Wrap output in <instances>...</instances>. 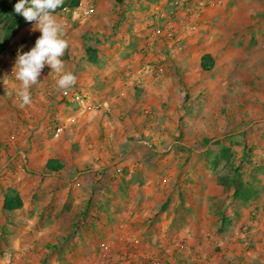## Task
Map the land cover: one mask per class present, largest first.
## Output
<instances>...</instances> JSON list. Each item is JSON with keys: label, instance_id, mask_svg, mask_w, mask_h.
Here are the masks:
<instances>
[{"label": "rangeland", "instance_id": "1", "mask_svg": "<svg viewBox=\"0 0 264 264\" xmlns=\"http://www.w3.org/2000/svg\"><path fill=\"white\" fill-rule=\"evenodd\" d=\"M231 1L173 0L176 31L172 22L152 30L149 18L128 29L114 0H103L107 18L95 3L86 17L55 14L77 32L63 35L64 61L88 58L90 46L118 60V75L132 72L133 57L145 67L134 75L149 76L124 78L107 102L99 96L83 131L84 99L68 103L71 131L47 130V146L32 130L25 145V133L7 141L0 131V264H264V0ZM31 27L20 26L11 56L35 44ZM149 37L157 48L140 49ZM3 54L0 77L15 81ZM237 178L256 189L246 203L227 185ZM10 188L23 199L14 211L3 208Z\"/></svg>", "mask_w": 264, "mask_h": 264}, {"label": "crops", "instance_id": "2", "mask_svg": "<svg viewBox=\"0 0 264 264\" xmlns=\"http://www.w3.org/2000/svg\"><path fill=\"white\" fill-rule=\"evenodd\" d=\"M150 1L152 0H124V2L122 3V9H124V11H128L126 13L128 21L123 22L122 25H125L128 29H131V27L134 26V29L136 30L138 29L139 24H141L145 19L149 18L147 25L149 27L151 26L150 28H152V30L154 29V26L156 24L158 25L160 23L161 26H163L166 25L169 21L173 23L171 25L173 31H176L177 28H180L183 23V19L181 18L182 12L179 13L177 11L175 20H173V18L169 16V12L171 11V7L173 5V0H160V7H158L157 9H154L155 4L150 5ZM246 1L248 2L249 0H232L231 4H233L235 9L237 8L236 6H238L239 3H243ZM81 3L83 8L84 5H87L88 7L90 6V3L91 5L95 3L98 9L96 12L97 15L99 17L107 16V13L103 11V0H81ZM262 9H264V7ZM164 13L166 14V18L162 20L159 14ZM235 14L236 13L234 12V18L236 17ZM76 19L77 21H79V23L84 22L80 19L79 16ZM262 32H264V30H262ZM35 34L39 37L41 33L39 31H35ZM73 34L76 37V30H72V32L71 30H69L68 32L67 30H63V35L66 36L65 39L67 40L70 39ZM154 39H152V37H149L148 39H142L141 44H139V48H157V46L154 45ZM31 44L33 43L29 42L26 47H23V51H28L31 48ZM109 46L110 45L107 42H104L102 48L103 50H106L107 47L109 48ZM19 48H21V45H19ZM10 51L8 49V51L3 54L5 58L4 60L9 62L10 64H14L16 57L13 55L11 56V53H9ZM74 55L75 53L72 56ZM108 55L111 57L109 53ZM131 56H136V53L132 54ZM117 61L118 60L116 58H108L105 60L97 58L95 61H91L89 58H84L82 60H79L77 58L68 61L66 60V70L71 71L76 76V83L71 88L63 90L59 89L56 85L55 73L50 72V68L48 66H45L41 74L40 81L36 85H33V90H30L31 98L33 101L30 105L25 106L24 108H21L19 106L20 99L17 95V88L21 87L18 86L20 81H9L0 77V131H2L3 134L2 139L7 141L9 140V134H6L7 132H19L24 134L26 131L28 132L29 130H32L35 135L34 140H39L43 147L47 146V142L49 140V136L46 133L47 130H52L55 133L59 132V135L57 137H59L63 131H71V126L73 125H71L72 122L70 121L72 118H74V116L68 115L67 104L71 103L72 101H75L76 99L81 98L84 99V104L82 103V106L84 105V108L79 113L81 116H83L80 118L79 124L77 125L81 126L82 129L79 130L83 131L85 125H87L91 121V116L88 115L93 114L87 111H89L90 108H93L94 106L99 104L96 101L97 99H99V96H102L104 94L102 96L104 98H102L104 100L103 102H107V98L112 96L111 93L117 91L118 88H120L117 87L118 85L123 87L124 78H138V76L139 78H148L147 76H149L147 74L139 73L134 75V69H139L141 63L137 60H134L133 57H130V59L126 61L127 64L134 61L132 62L133 65L129 64L132 68V72L123 70L124 74L121 73V75H118ZM148 61L150 62L151 60ZM149 66L150 65H147V67ZM46 69H49L50 73H46ZM143 69H145V67L139 69V72L143 73ZM147 72L148 71L146 70V73ZM61 100H63L64 103H62V105H58V101ZM25 119H27L28 122H26ZM85 136L86 134H80L78 132L76 133L75 138L79 137L85 139ZM20 138L21 140H19V144H27L26 133L25 137ZM13 139L14 141H18L15 140V138Z\"/></svg>", "mask_w": 264, "mask_h": 264}, {"label": "clouds", "instance_id": "3", "mask_svg": "<svg viewBox=\"0 0 264 264\" xmlns=\"http://www.w3.org/2000/svg\"><path fill=\"white\" fill-rule=\"evenodd\" d=\"M63 3L64 0H17L14 5V12L32 25L30 30L41 33L28 51H23V45L17 51L12 73L21 82L17 92L21 108L31 104L30 89L40 81L45 66L55 73L59 89H69L76 83V76L66 70L62 59L68 42L63 38V24L54 14Z\"/></svg>", "mask_w": 264, "mask_h": 264}, {"label": "trees", "instance_id": "4", "mask_svg": "<svg viewBox=\"0 0 264 264\" xmlns=\"http://www.w3.org/2000/svg\"><path fill=\"white\" fill-rule=\"evenodd\" d=\"M118 4H122L124 0H114ZM17 0L11 2H4L0 4V55L3 54L11 45L14 37L17 35L20 26L23 24H29L25 22L21 15L14 12V5ZM81 5V0H64L63 5L58 8L54 14H57L65 9L78 8ZM88 58L91 61L97 59V51L90 46L87 47ZM214 57L211 54H205L201 60V68L205 71H211L214 68ZM222 153L225 157H230V149L224 148ZM56 160H50L53 164ZM53 172H59V167L50 165ZM227 181V180H226ZM229 187H233L234 195L243 202L250 201L256 195V189L249 183L241 178L233 179L231 182H227ZM23 206V199L20 193L10 188L4 194L3 208L6 211H14Z\"/></svg>", "mask_w": 264, "mask_h": 264}, {"label": "built area", "instance_id": "5", "mask_svg": "<svg viewBox=\"0 0 264 264\" xmlns=\"http://www.w3.org/2000/svg\"><path fill=\"white\" fill-rule=\"evenodd\" d=\"M180 3V0H174V4L175 5H178ZM82 6V4L78 7V8H74V9H65L66 11H71L73 14H77L78 12H80L81 13V15L83 16V17H86V16H88V15H90V14H92L94 11H95V8H94V6L93 5H90V6H88V7H81ZM173 12L174 11H171V14H169V16L172 18V15H173ZM160 18L161 19H164V18H166V14L164 13V14H160ZM169 23H171V21H169ZM192 30H194V29H196V26H193L192 28H191ZM9 72H13V70H9V69H7ZM56 135H59V132H57V134Z\"/></svg>", "mask_w": 264, "mask_h": 264}]
</instances>
